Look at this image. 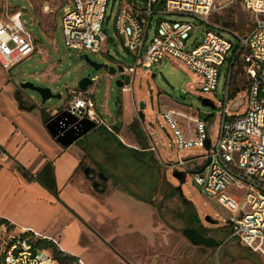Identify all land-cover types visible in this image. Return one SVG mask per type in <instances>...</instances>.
Masks as SVG:
<instances>
[{
    "label": "rangeland",
    "instance_id": "obj_1",
    "mask_svg": "<svg viewBox=\"0 0 264 264\" xmlns=\"http://www.w3.org/2000/svg\"><path fill=\"white\" fill-rule=\"evenodd\" d=\"M6 1L0 0V20L3 21L6 19ZM66 1L8 0L7 16L22 11L24 28L33 39L34 50L28 58L12 67L7 75L11 83L17 86L27 82L60 94L59 99H51L43 105L44 109L52 110L64 107L68 93L77 88L79 80L90 74L95 82L87 92L93 95L96 111L101 118L114 125L118 109L115 106V81L118 75L109 76L104 69L91 73L92 68L80 57L85 55L91 62L108 67L133 65V58L123 48L121 39L113 35L117 2L109 0L107 6L104 29L109 39L101 45V53L92 54L83 50H69L64 45L60 21L63 13L61 4ZM160 18L180 19L174 15ZM184 21L198 26L187 42L186 50H189L192 42L202 40L205 25L189 17H185ZM209 22L242 35L252 20L242 6L236 4L211 17ZM218 33L230 42L236 41L227 32ZM224 71H221L216 92L207 95L200 91L201 78L172 57L167 56L161 64L149 70L141 67L135 69L129 84L130 92L120 91L117 121L120 129L124 124L129 126L128 132L134 134L144 148L148 147V142L153 145L155 151L148 153L147 157L134 159L128 152L119 149L116 141L107 140L103 131L94 129L80 138L87 156L80 170L81 175H84L85 168H90L95 174L101 173V168L110 176L119 178L120 186L127 187L136 196L150 200L154 205L124 193L112 177L104 183L94 179L100 183L99 190H94L91 180L84 175L87 179L86 192L92 199L81 218L84 225L81 243L90 249L94 258H101L107 264L112 260L115 264H264L261 255L251 252L236 240L227 239L230 232L228 214L217 205L215 198L205 196L193 184L190 172H196L203 166L206 150L193 148L183 151L181 158L187 160L185 166L171 168L172 163L177 162V151L174 145H170V141L174 143V134L165 124L162 112L166 108H174L205 120L208 138L211 146H214L220 125L218 112L223 97ZM244 84L245 79L238 74L233 77V92L238 94L229 102L228 110L233 102L247 96ZM22 92L34 103H40L37 94L28 90ZM202 100L210 101L214 109L203 107ZM140 103L143 104L142 121L138 116ZM244 110L245 106L242 105L239 111H229V114L237 115ZM133 123L138 127L136 133L130 128ZM118 133V139L126 142L124 133L121 130ZM174 171L186 173L185 181L180 186L181 194L173 190L179 186L172 177ZM224 194L235 198L243 196V192L234 187L227 188ZM188 213L197 216L207 229V238L221 243L218 248L193 246L185 239L182 231L192 228L186 220ZM206 217L210 222L205 220ZM100 242L110 245L107 255L97 249L96 244Z\"/></svg>",
    "mask_w": 264,
    "mask_h": 264
},
{
    "label": "built area",
    "instance_id": "obj_2",
    "mask_svg": "<svg viewBox=\"0 0 264 264\" xmlns=\"http://www.w3.org/2000/svg\"><path fill=\"white\" fill-rule=\"evenodd\" d=\"M115 1L118 11L113 35L121 39L123 48L133 58L130 67L117 64L115 68L120 66L122 72L116 74L128 77L129 84L137 67L149 70L169 56L200 77V91L211 95L216 92L221 71L225 69L218 112L220 125L214 146L208 138L205 120L191 114L162 112L165 124L174 134V143L170 141V145L177 151V162L172 163L171 168H183L187 160L181 158V153L193 148L205 149L208 141L204 168L192 174V182L205 196L215 198L217 205L228 214L227 239L236 240L264 258V0ZM238 1L252 20L244 34L209 22L211 17L232 8ZM108 3L109 0H67L61 4V30L67 49L101 53V45L109 39L104 29ZM9 6L7 0L4 4L6 19L0 20V66L5 70L28 58L34 50L33 39L24 28L22 11L8 17ZM164 15L180 19H161ZM185 17L205 25L202 40L192 42L189 50H186L187 42L198 26L184 21ZM218 31L227 32L236 41L230 42ZM236 74L245 79L243 87L247 96L233 104L242 102L245 110L230 115L232 106L230 110L227 106L238 94L232 88ZM129 84L121 91L130 92ZM68 95L64 108L56 114L64 110L79 120L91 121L95 128L102 127L114 134L113 125L97 113L93 96L77 88ZM161 143L164 144L162 139ZM149 149L155 151L151 143ZM229 187L241 190L243 196L225 195ZM38 238L41 237L32 230L1 222L0 264H57L49 251L36 245ZM41 239L59 249L55 240ZM78 263L82 264L79 260Z\"/></svg>",
    "mask_w": 264,
    "mask_h": 264
},
{
    "label": "crops",
    "instance_id": "obj_3",
    "mask_svg": "<svg viewBox=\"0 0 264 264\" xmlns=\"http://www.w3.org/2000/svg\"><path fill=\"white\" fill-rule=\"evenodd\" d=\"M9 70L0 66V223L8 221L16 228L53 239L60 251L82 264H107L94 258L81 243L84 234L81 218L92 199L86 192L87 179L80 172L87 157L81 139L65 148L60 146L47 132L44 120L51 119L64 107L40 108L11 83ZM18 99L32 109L21 108ZM165 111L182 113L174 108ZM179 123L182 125L181 120ZM121 127L117 121L115 136L120 138L121 130L126 142L119 141L139 150L135 135L128 132L129 126ZM147 144L150 147V142ZM96 245L103 255L110 252L109 244Z\"/></svg>",
    "mask_w": 264,
    "mask_h": 264
},
{
    "label": "water",
    "instance_id": "obj_4",
    "mask_svg": "<svg viewBox=\"0 0 264 264\" xmlns=\"http://www.w3.org/2000/svg\"><path fill=\"white\" fill-rule=\"evenodd\" d=\"M80 60L85 61L91 68L92 72H97L101 69H104L107 71L109 76H115L116 72L121 73L122 68L118 66L117 68L115 67H108L107 65H100L96 64L94 62H91L87 56H81ZM95 80L90 77V74H88L86 77L82 78L79 80L77 89L80 92H86L87 89L93 85ZM129 84L128 77L120 75L118 79L115 81V87H116V97H115V106L118 108L117 109V114L115 117V124L113 126V130L115 131L117 129V116L119 114V95L122 87L126 86ZM19 89L21 91H30L39 96L40 103L39 107L43 108V105L50 101L51 99H59L60 94H54L50 89L48 88H40V87H34L30 83H20L19 84ZM19 106L23 109H32V106L30 107H25L23 106V102L21 99H18ZM201 105L203 107H208L210 109H214V105L210 103L208 100H202ZM242 105V102L239 104H233L231 107V111H237L238 107ZM143 110V104L140 103L138 106V116L140 120H144V116L142 114ZM45 128L47 132L50 134V136L62 147H68L72 143L76 142L83 136H85L87 133L95 129L94 123L91 121H88L87 119H78L72 115H70L66 111H61L58 112L56 115H54L45 125ZM209 146V142H206V147L205 149L207 150ZM204 166L200 168L198 172H201ZM197 172V173H198ZM85 176H89L90 173H94V171L90 170V168H85L83 171ZM193 174L194 172H190ZM172 177H174L177 181L179 186L176 188L177 191L181 194V188L180 186L184 183L185 178H186V173L185 172H179V171H174L172 172ZM97 179L101 182H106L108 180L107 177H105L102 173H97ZM91 186L94 190H99V182H93L91 183ZM206 221H209V218L206 217ZM182 235L185 237V239L193 246H201L204 248H218L220 245L216 240L213 238H207L202 236L195 228H186L182 231Z\"/></svg>",
    "mask_w": 264,
    "mask_h": 264
},
{
    "label": "trees",
    "instance_id": "obj_5",
    "mask_svg": "<svg viewBox=\"0 0 264 264\" xmlns=\"http://www.w3.org/2000/svg\"><path fill=\"white\" fill-rule=\"evenodd\" d=\"M239 4V1L238 3ZM18 11L14 12L13 14L17 13ZM50 119H45L44 120V123H47ZM132 129V131L134 133L137 132V125H135L134 123L131 125L130 127ZM95 130L97 131H103L106 136H107V140L108 139H111V140H114L116 141L117 143V146L119 147V149L121 150H124L126 152H128L134 159L136 160H139L140 158L142 157H147V154L148 153H152V151L149 149V147H143L141 142H138V145L140 146V149L137 150V149H134V148H130L128 146H125L123 143H121L119 141V139L115 136V134L113 133H110L108 131H106L104 128L102 127H97L95 128ZM100 171L101 173L109 178V177H112L115 181L118 182L119 178H117L115 175L114 176H110L108 173L104 172L101 168H100ZM108 175V176H106ZM118 185L120 186V183L118 182ZM121 190L124 192V193H127L131 196H133L135 199H137L138 201H142V202H145L147 204H150L154 207L153 205V202H151L150 200L149 201H146L145 199L143 198H140L138 196H136L134 193H132L129 189H127V187L125 186H120ZM174 191H177L176 188H173ZM178 192V191H177ZM191 218V219H190ZM186 220L189 222V225L192 227V228H195L202 236L204 237H207L206 233H207V229L204 228L201 224V222L199 221V219L197 218V216L195 215H191V214H187L186 215ZM218 244L220 245L221 243L218 242ZM36 245L38 247H40L41 249H44V250H47L49 251V253L51 254L52 258L57 262V264H72V263H75L77 262L78 263V259L75 258V257H71V256H68V255H65L63 252H61L57 247L54 246V244L48 240H38ZM249 250V249H248ZM79 264V263H78Z\"/></svg>",
    "mask_w": 264,
    "mask_h": 264
},
{
    "label": "flooded vegetation",
    "instance_id": "obj_6",
    "mask_svg": "<svg viewBox=\"0 0 264 264\" xmlns=\"http://www.w3.org/2000/svg\"><path fill=\"white\" fill-rule=\"evenodd\" d=\"M88 178L91 180V183L95 182L94 179H97V173H90ZM100 184V183H99Z\"/></svg>",
    "mask_w": 264,
    "mask_h": 264
}]
</instances>
